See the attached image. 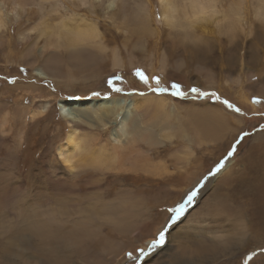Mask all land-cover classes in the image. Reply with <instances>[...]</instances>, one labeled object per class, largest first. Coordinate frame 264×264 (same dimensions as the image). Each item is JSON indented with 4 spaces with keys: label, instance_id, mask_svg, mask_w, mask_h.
<instances>
[{
    "label": "rangeland",
    "instance_id": "obj_1",
    "mask_svg": "<svg viewBox=\"0 0 264 264\" xmlns=\"http://www.w3.org/2000/svg\"><path fill=\"white\" fill-rule=\"evenodd\" d=\"M108 1L0 0V264H264V221L246 214L232 227L229 207L264 204V84L256 83L264 79V0H175L169 25L159 0H116L111 9ZM199 7L204 15L194 22ZM87 22L101 42L81 46L86 67L79 68L58 27ZM115 54L121 68H112ZM199 54L216 60L205 66ZM46 73L51 80L41 78ZM173 83L182 94H173ZM27 85L41 98L15 88ZM158 87L165 90L152 91ZM149 96L166 99L170 113L158 122L137 113L143 133L135 135L156 144L119 138L115 118L83 120L77 129L92 137L88 148L74 169L60 163L54 137H65L68 125L56 100ZM40 105L47 117L36 125L28 112ZM209 108L224 114L214 140L198 138L192 117ZM21 119L26 138L14 128ZM166 130L169 138L161 137ZM226 160L229 172L207 182ZM225 201L230 215L218 213ZM161 231L164 243L149 249Z\"/></svg>",
    "mask_w": 264,
    "mask_h": 264
},
{
    "label": "bare ground",
    "instance_id": "obj_2",
    "mask_svg": "<svg viewBox=\"0 0 264 264\" xmlns=\"http://www.w3.org/2000/svg\"><path fill=\"white\" fill-rule=\"evenodd\" d=\"M174 1L175 0H159L160 15L162 16L163 22L166 25L174 23L173 22V19L175 16V14H174L175 13V7L173 5ZM17 2H18V4H20V1H17ZM114 5H116V0H112L109 3L108 8L111 9V7H113ZM192 12H193V18L192 19L194 22L199 20L204 15V9L202 10L201 7L194 9ZM109 15L112 16L113 14L109 13ZM85 24L86 23H84L83 25L78 24L76 26L69 24L67 26V24L61 23V25H59V27H58L59 28V32H58L59 38H61V40L65 42V48L73 49L72 53L78 54V55H74L73 57H75V59H77V61L79 62V64L77 65V67H79V68L86 67L85 63L82 61V57H81L82 55L79 54V53H81V50H79L81 48V46H83L85 43H93L94 45L100 46V44H97V43L101 42L100 37H99L100 36L99 32L96 31V29H97L96 24H92L90 22H87L88 25H85ZM2 27H4V20L0 14V28H2ZM144 27H145L144 31H148V27L146 25ZM211 55L209 57H207V56H204L203 54H199L198 59H199V61H201L203 63V65L206 66V65H209L211 63H214L216 60L215 58H214L215 60H212ZM195 57H196V55H195ZM232 61L234 62V58L232 60L230 58L227 62L232 63ZM121 62L118 58V55L115 54V56L113 57V60H112V68L113 67L121 68ZM40 69H38L39 72H40ZM160 69L163 70V68H160ZM39 72H37V73H39ZM188 75L189 74L187 72H184L181 74V76L183 78H186ZM40 76L43 79H45L46 77H50V78H46V79L51 80V78H52L51 73L41 74ZM55 82H56L55 85H57L58 82L57 81H55ZM256 83H258V85H260V84L263 85L264 84L263 77L259 78V80L256 81ZM15 88H26L25 92H27V93H29L28 92V90H29L32 93L37 92V95L39 97L41 95V93H40L41 90L35 85H27L24 87L16 86ZM243 96H241V99L244 100L245 98ZM31 98H32V100H34L35 98H37V96L35 94H32ZM104 99H101V101L100 100H98V101L93 100L95 103H93L92 105H91V103H87V104L86 103L85 104H81V103L79 104L78 103L77 104V102L71 101L72 99L60 98V99L56 100L57 101L56 104L59 103V115L62 116V118H63L62 120H64L66 122V124L68 125L67 126L68 127V130H67L68 133L65 137H63L62 139L60 137H54V139L59 140V142L56 143V147H55L56 155H57V158L60 161V163L67 165V168L69 170L74 169V167H75L74 164L80 160L79 155L82 152H84L86 150V148H88L87 147L88 142L92 140V137L91 138L88 137L87 134L82 135L79 133V131L77 129L79 122H82L83 120L84 121L90 120V119L92 121H95V122H101V121H104L105 119H108V118H115V122L117 123L116 127L118 129L116 133H117L119 138L120 137L126 138L129 135V137H130L129 141L136 142L138 139H142V140H144V142L147 146H150V145L156 144V140L155 141L152 140V136L148 137V136H146V134L144 136L143 135L142 136H140V135L136 136L135 135L138 132H140L141 134L143 133L141 131L137 132V130L139 128V126L137 127V125L140 123V120H139V123H137V120H136L137 115L136 114L142 111V112H144L145 115H148V114L151 115L149 120H153V121L158 122L159 121L157 119L158 117L164 118V116L167 113H170V110L166 111V109H165V108L168 109V107H166L168 105L166 99L161 98V97L149 96V97L132 98L131 101L129 100L130 102H127V103L121 102L117 98H107V99L104 98ZM38 102H39V100H38ZM2 107H4V106H2ZM44 109H46V106H44L42 109V107L40 105L37 108V110H32V111L28 112V114L31 117H38L36 125H39V123L45 121V117H47L46 116L47 114L45 115L46 111ZM68 109L70 110V112L68 111ZM25 111L26 110H24L23 113ZM132 112H133V114L135 113V117H133L131 115ZM24 115H23V118H24ZM130 115H131V117H129ZM192 117H193V123H194V126L196 127V130H199L198 138H205L207 140H214V137H216L218 135V133H220L223 129V126L221 124H223L224 114L221 112V110H219L217 108H209V109L201 110V111L197 112ZM4 121H3V123H4ZM20 121L21 122H20L19 128L16 127V125L18 124V123L16 124V121L14 123V126H15L14 128L17 130L18 137L21 135V133H23V137L26 138V129L28 127L25 126L26 124H24L23 119H21ZM44 126H46V125L44 124ZM0 127H2V129H3V128H5V125L0 124ZM23 127H24V131H23ZM8 129H10V128L8 127ZM33 133H32V136H34ZM170 134H171V132L169 130H166V131H162V135H160V136L164 137V138H169ZM56 135L59 136V130L58 129L56 131ZM94 137H95V135H94ZM27 141L28 140H26V142ZM117 142H115V143H117ZM101 149L102 148L99 147V151H101ZM77 156H78V159H77ZM98 158H101V155L98 156V154H97L94 159L98 160ZM92 163H93V161L91 162V164H89V163H87V164L91 165V167H92ZM232 163L233 162H231V160L230 161L226 160L225 162L221 163L219 165L220 166L219 170L216 171V169H217L216 168L213 177L209 176L211 178H209V180L208 181L206 180V181L211 183L215 179L217 181L219 179H221L226 173L229 172L230 167L232 166ZM96 164L94 163V165H96ZM98 164L101 165V163H98ZM97 169H98V166H97ZM252 188H256V184ZM250 193H251V197L252 196L256 197L259 194L258 192H252L251 190H250ZM229 201L232 202V200H229ZM226 204H228V205H226ZM243 204L248 205V209L243 208L242 207ZM228 206H229L228 201H225L224 203H222L221 209L218 210V213H223V214L227 215ZM229 207L231 208V211H232L234 218H235L234 219L235 225L232 227H235L238 223H242V219L246 216V214L251 215L253 219H255V218L261 219L262 224H263V221H264V204L263 203H260L259 201H256V200H254V201L250 200L247 203H245L243 201L240 203H236L235 206L230 205ZM238 207H239V209H238ZM192 211L190 213H192ZM229 213H231V212H229ZM164 221H165V219L163 218L162 223ZM231 225H233V224H231ZM41 227H43V226H41ZM233 234H234V232H233ZM236 234H234V235L236 236ZM238 234H237V237L239 235H241L242 233L239 235ZM237 237H236V239H237ZM226 238H229L228 235L226 236ZM232 238H233V236H232ZM232 238H231V240H232ZM212 241H213V239H212ZM224 241H225V239H224ZM225 243L228 244L227 242H225ZM140 244L142 245V243H140ZM208 245H210V244L208 243ZM214 245H215V243L212 242L210 245V248L212 247L211 251H213ZM201 249H203V248H201ZM210 254H211V252H210Z\"/></svg>",
    "mask_w": 264,
    "mask_h": 264
},
{
    "label": "snow or ice",
    "instance_id": "obj_3",
    "mask_svg": "<svg viewBox=\"0 0 264 264\" xmlns=\"http://www.w3.org/2000/svg\"><path fill=\"white\" fill-rule=\"evenodd\" d=\"M137 75L140 77V79L144 82V83H147L148 80H147V77L144 76V74L142 72H140L139 70L137 71ZM156 79V83L157 85H159V79L158 78H154ZM109 83H111V81H109ZM171 87L175 90L173 92L174 95H180L182 94L181 91H180V85L179 84H176V83H173L171 85ZM114 91H120V89H113ZM165 89H160L159 87L158 88H155V89H152V91H164ZM193 92H197L198 89L196 88H193L191 89ZM94 95H96L97 93H93ZM142 94V93H141ZM229 107H231V105H229ZM237 111H239V109H237ZM229 155H231V153H229ZM219 165L217 166V169L216 171L219 170ZM195 193H192V196H194ZM192 196H189L188 198V202L190 203L191 202V199H192ZM184 207L185 205L181 204L179 205L178 207H176L175 209H172L171 211L174 213V219L176 218H179L182 214H183V211H184ZM164 240H165V236H164V232L161 231L159 234H158V237L156 239H154L151 244L148 246L149 249H152V248H155L159 245H162L164 243ZM145 253L143 252V250H141V255H144Z\"/></svg>",
    "mask_w": 264,
    "mask_h": 264
},
{
    "label": "trees",
    "instance_id": "obj_4",
    "mask_svg": "<svg viewBox=\"0 0 264 264\" xmlns=\"http://www.w3.org/2000/svg\"><path fill=\"white\" fill-rule=\"evenodd\" d=\"M137 71H138V70H135V74H137ZM140 72H141V71H140ZM137 76H138V75H137ZM139 78H140V77H139ZM140 80H141V79H140ZM141 81H142V80H141ZM142 82H143V81H142ZM143 83H144V82H143Z\"/></svg>",
    "mask_w": 264,
    "mask_h": 264
}]
</instances>
